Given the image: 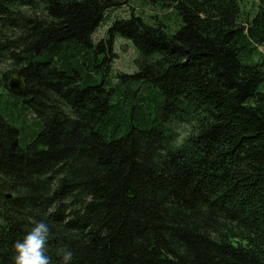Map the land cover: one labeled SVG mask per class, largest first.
<instances>
[{
  "label": "trees",
  "instance_id": "trees-1",
  "mask_svg": "<svg viewBox=\"0 0 264 264\" xmlns=\"http://www.w3.org/2000/svg\"><path fill=\"white\" fill-rule=\"evenodd\" d=\"M145 1L180 29L133 13L97 41L131 0H0V264L37 222L52 264H264V0Z\"/></svg>",
  "mask_w": 264,
  "mask_h": 264
},
{
  "label": "rangeland",
  "instance_id": "rangeland-1",
  "mask_svg": "<svg viewBox=\"0 0 264 264\" xmlns=\"http://www.w3.org/2000/svg\"><path fill=\"white\" fill-rule=\"evenodd\" d=\"M240 1L241 10L243 13L242 16H244V18H252L257 11L258 0ZM133 13L144 18L148 22H153V17H157L159 20H164L166 30L169 32V34H175L180 29L181 23L178 21L176 14L172 9L162 8L159 5H151L146 3L145 0H131L129 4H125L123 7L112 10L108 13L109 21L97 31L95 39L100 41L105 37L112 20L116 18H129ZM114 51L116 54V59L114 62L113 72L115 74H132L137 71L135 60L138 57V51L130 40L122 38L121 36H116ZM261 51L262 49L259 48V52ZM0 72L6 73L7 69L2 66L0 67ZM12 75L14 74H11V76ZM176 129L179 133L180 140L187 135V126L179 125L178 127L176 125Z\"/></svg>",
  "mask_w": 264,
  "mask_h": 264
},
{
  "label": "clouds",
  "instance_id": "clouds-1",
  "mask_svg": "<svg viewBox=\"0 0 264 264\" xmlns=\"http://www.w3.org/2000/svg\"><path fill=\"white\" fill-rule=\"evenodd\" d=\"M50 237V229L44 222H37L25 235L23 240L14 244V264H52L46 255V246ZM73 252L68 249L62 251L60 264H72Z\"/></svg>",
  "mask_w": 264,
  "mask_h": 264
},
{
  "label": "water",
  "instance_id": "water-1",
  "mask_svg": "<svg viewBox=\"0 0 264 264\" xmlns=\"http://www.w3.org/2000/svg\"><path fill=\"white\" fill-rule=\"evenodd\" d=\"M8 84L9 89L17 95H21L26 92L24 81L20 79L18 75L11 76Z\"/></svg>",
  "mask_w": 264,
  "mask_h": 264
}]
</instances>
